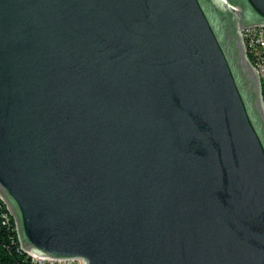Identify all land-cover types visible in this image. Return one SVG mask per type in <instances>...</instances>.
<instances>
[{
    "label": "water",
    "instance_id": "95a60500",
    "mask_svg": "<svg viewBox=\"0 0 264 264\" xmlns=\"http://www.w3.org/2000/svg\"><path fill=\"white\" fill-rule=\"evenodd\" d=\"M264 0H0V198L81 264H264Z\"/></svg>",
    "mask_w": 264,
    "mask_h": 264
},
{
    "label": "trees",
    "instance_id": "16d2710c",
    "mask_svg": "<svg viewBox=\"0 0 264 264\" xmlns=\"http://www.w3.org/2000/svg\"><path fill=\"white\" fill-rule=\"evenodd\" d=\"M0 264H36L20 246L16 227L0 198Z\"/></svg>",
    "mask_w": 264,
    "mask_h": 264
},
{
    "label": "built area",
    "instance_id": "2783aa9c",
    "mask_svg": "<svg viewBox=\"0 0 264 264\" xmlns=\"http://www.w3.org/2000/svg\"><path fill=\"white\" fill-rule=\"evenodd\" d=\"M244 45L255 70L262 82L264 95V27H252L242 33ZM36 264H81V261L55 260L32 255Z\"/></svg>",
    "mask_w": 264,
    "mask_h": 264
}]
</instances>
